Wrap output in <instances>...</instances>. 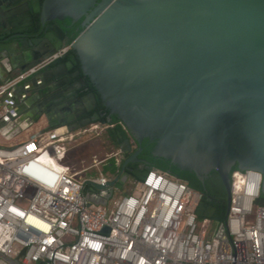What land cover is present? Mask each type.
I'll return each instance as SVG.
<instances>
[{
	"label": "water",
	"instance_id": "1",
	"mask_svg": "<svg viewBox=\"0 0 264 264\" xmlns=\"http://www.w3.org/2000/svg\"><path fill=\"white\" fill-rule=\"evenodd\" d=\"M24 2L25 15L1 22L19 39L10 43L0 35V58L15 56L0 86L63 47L75 53L79 69L71 72L74 64L61 57L11 87L0 96V128L15 119L27 121V128L39 116L50 130L72 132L99 123L120 153H131L133 142L138 146L105 186L84 181L90 205L107 207L131 175L144 179L152 169L139 159L147 140L154 145L152 157L193 173L201 183L213 171L219 175L225 206L204 198L195 211L199 219L225 218L234 166L261 174L255 204L264 206V0ZM27 14L38 15L41 37L21 39L34 30ZM66 21L82 28L73 40L60 25ZM82 77L117 125L99 122V113L87 117L98 103ZM131 164H137L134 171Z\"/></svg>",
	"mask_w": 264,
	"mask_h": 264
},
{
	"label": "built area",
	"instance_id": "2",
	"mask_svg": "<svg viewBox=\"0 0 264 264\" xmlns=\"http://www.w3.org/2000/svg\"><path fill=\"white\" fill-rule=\"evenodd\" d=\"M69 51L61 48L0 86V96ZM99 127L107 128L92 124L81 136ZM60 129L0 145V259L5 263L264 264V206L255 204L261 197L260 173L231 172V203L220 220L199 219L195 211L203 196L155 169L107 207L90 205L84 181L105 186L113 177H84L98 164L79 172L71 168L66 157L74 136Z\"/></svg>",
	"mask_w": 264,
	"mask_h": 264
},
{
	"label": "trees",
	"instance_id": "3",
	"mask_svg": "<svg viewBox=\"0 0 264 264\" xmlns=\"http://www.w3.org/2000/svg\"><path fill=\"white\" fill-rule=\"evenodd\" d=\"M60 25L64 28L68 37L71 40L75 39L78 36V34L80 33V31H82V28H80L79 23H76L75 25L69 27V22L66 21V22L60 23ZM66 60L71 61L74 64L73 70L79 69V62L77 60L75 53L72 50H70L67 53ZM83 78L86 82V88H88V92H94L95 93L96 98H97L98 108L104 110V108L101 106V103H100L98 95L96 94V91L93 89V87L89 83L88 79L85 77H83ZM80 94L81 95L86 94V91L82 90V91H80ZM110 116H111V123L112 124L119 122L116 116H114V115H110ZM101 122H105V118H102ZM153 146H154L153 144H148V141L144 140L142 143L143 151L139 155V158L148 161L150 163V166L152 167V169H155V170L160 171L162 173H167V174L170 173L172 176L176 177L180 181L185 182L187 184V187L191 191L200 193L203 196V198H207V197L212 198L213 201L210 203L213 204L214 206H217V207L225 206L226 192H225L224 186H223L217 172L213 171L208 176V178L205 179L204 183H201L195 177V175L193 173L187 172V171H180L175 166H173L170 163V161H167L164 159H157V158L152 157L151 151L153 149ZM132 147H133V149H132L131 153L136 151L138 148V146L135 142L132 144ZM125 155L129 156L130 153H126ZM120 169H121V165L120 164L117 165L116 159L111 158V159L107 160L101 166L100 173H102L106 176H109V177H114L118 174ZM236 169H237V167L234 166L232 168V171H234ZM95 176H97V175H94V176L89 175V177H95ZM133 182H134V184L137 183L138 179L134 178ZM129 193H131V191ZM129 193H127V194H129Z\"/></svg>",
	"mask_w": 264,
	"mask_h": 264
},
{
	"label": "flooded vegetation",
	"instance_id": "4",
	"mask_svg": "<svg viewBox=\"0 0 264 264\" xmlns=\"http://www.w3.org/2000/svg\"><path fill=\"white\" fill-rule=\"evenodd\" d=\"M24 1L25 0H0V35L3 36V39L4 40H8L10 43H12V42L16 41L17 39H19V38L16 37L18 34L14 32V30L11 28V26H7L6 27L5 24L4 25H1V22L9 23L10 22V19L17 18V17H21V16L25 15V9H24L25 2ZM27 17L30 19L32 28L34 30H32L31 32L25 33L24 34V37H21V39L41 37L44 30L42 29V27L40 25L38 15L37 14H27ZM53 24H55V22L48 23L46 26H49L50 27ZM26 28H28V26ZM66 56H67V54L64 56L65 60H66ZM0 57H2L1 54H0ZM14 57H15L14 54H10V57H9L10 62L13 60ZM0 59L2 60V58H0ZM0 66H3L1 61H0ZM7 70L10 71L11 69L8 68ZM74 71H76V70L75 69L74 70L72 69L71 72H74ZM78 78H81V75H79ZM83 80H84V78H83ZM94 113H99L100 114L101 117L99 119V122H101L102 118H105V120L106 119H111V116H110L109 112H107L106 109H104V110L99 109L98 106L91 113H89V115L87 117H92V115ZM74 123H76V122L73 121L72 122V125ZM114 125H117V123H114ZM101 134H103V136H104L105 143H106V147L108 149L111 148L112 151H113V156L111 158H115L117 165L120 164L121 167H122L123 162L132 153H130L129 156H126L125 155L126 153H120L119 152V149H118V147H117V145L115 143V141L112 140V139H110V137L107 134H105L104 130L101 132ZM140 160L145 161L144 159H140ZM136 165L137 164L128 165V169L131 170V171H134ZM141 165H142L143 169H146L147 168V166L145 164H141ZM120 172H121V169L119 170L118 174H120ZM89 175L90 174H85L84 177H89ZM116 176H114V177H116ZM134 178L135 177L133 175H131L128 183L131 182L132 180H134ZM211 205L214 206L213 204H211ZM214 207H217V206H214Z\"/></svg>",
	"mask_w": 264,
	"mask_h": 264
},
{
	"label": "rangeland",
	"instance_id": "5",
	"mask_svg": "<svg viewBox=\"0 0 264 264\" xmlns=\"http://www.w3.org/2000/svg\"><path fill=\"white\" fill-rule=\"evenodd\" d=\"M83 130H78L77 131V136L76 140L78 141L77 143H74L73 145V150L71 151V160L74 162V170L75 171H82L85 169H89L91 167H93L95 164H98V166L94 169L91 168L87 171V173L85 174H90L92 176L94 175H99L100 174V170H101V166L109 159H111V157L113 156V151L112 149H108L106 147V143H105V139L103 134H101V130L100 127L99 129L96 130L95 134H86L84 136H81ZM98 136H97V135ZM97 136V140H93L96 139ZM82 138V140H80L79 138ZM88 140H92L87 144H84V141H88ZM84 174V173H82ZM88 176V175H87ZM134 186V182L133 180L131 182H129L128 184H126L123 188V191L121 192H115L114 197H120L123 194H125V192L130 191L131 189H133Z\"/></svg>",
	"mask_w": 264,
	"mask_h": 264
},
{
	"label": "crops",
	"instance_id": "6",
	"mask_svg": "<svg viewBox=\"0 0 264 264\" xmlns=\"http://www.w3.org/2000/svg\"><path fill=\"white\" fill-rule=\"evenodd\" d=\"M9 61H10L9 58H3L1 60L3 66H0V81H2L6 77L5 70L9 68L7 65ZM26 122L27 121H22V120L19 121V119H15L14 122H9L8 124H4L3 127L0 128V145L9 147L25 141L33 134L42 135L50 131V129L48 128L49 123L44 116H39L34 122L33 121L30 122L29 127L24 128ZM60 130H64V128H61ZM77 131L78 130H72V132H70L74 137L68 142V154L66 157V163L73 169L75 165L74 162L71 160L70 154L74 148L73 147L74 143H77L79 141L76 140V137L78 136ZM95 137L96 139L93 140H97L98 137L97 136ZM79 139L82 140L81 137ZM90 141L92 140L84 141L83 143L87 144ZM132 190L133 189H131L130 191ZM130 191L125 192V194L129 193ZM0 264H7V263H5L3 260L0 259Z\"/></svg>",
	"mask_w": 264,
	"mask_h": 264
}]
</instances>
